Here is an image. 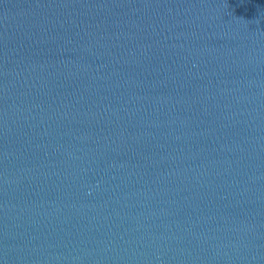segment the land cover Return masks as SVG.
Instances as JSON below:
<instances>
[{
	"label": "water",
	"instance_id": "obj_1",
	"mask_svg": "<svg viewBox=\"0 0 264 264\" xmlns=\"http://www.w3.org/2000/svg\"><path fill=\"white\" fill-rule=\"evenodd\" d=\"M0 264H264V70L0 0Z\"/></svg>",
	"mask_w": 264,
	"mask_h": 264
}]
</instances>
